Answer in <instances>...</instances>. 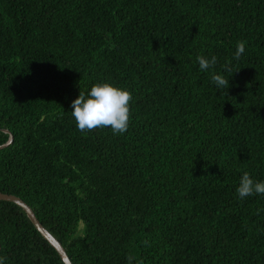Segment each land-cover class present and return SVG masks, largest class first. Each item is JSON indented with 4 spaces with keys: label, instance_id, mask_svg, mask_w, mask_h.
Segmentation results:
<instances>
[{
    "label": "trees",
    "instance_id": "16d2710c",
    "mask_svg": "<svg viewBox=\"0 0 264 264\" xmlns=\"http://www.w3.org/2000/svg\"><path fill=\"white\" fill-rule=\"evenodd\" d=\"M97 82L132 93L125 133L76 127ZM4 129L0 192L72 264H264V195L236 193L264 181V0H0ZM0 256L64 264L4 200Z\"/></svg>",
    "mask_w": 264,
    "mask_h": 264
},
{
    "label": "clouds",
    "instance_id": "9594fccd",
    "mask_svg": "<svg viewBox=\"0 0 264 264\" xmlns=\"http://www.w3.org/2000/svg\"><path fill=\"white\" fill-rule=\"evenodd\" d=\"M244 51L245 41H237L234 58L239 60ZM196 61L200 71L209 72L215 68L217 57L213 55L209 59L204 55H198ZM210 78L218 89L229 86V80L215 71L210 73ZM131 100L132 93L126 88L117 87L109 82H97L87 93L80 90L79 95L71 102V114L81 132L110 127L114 135L123 134L129 127ZM236 193L240 199L253 194L264 195V181H254L250 174L244 171ZM6 259L0 256V264H6ZM127 259L131 264L132 256L129 255Z\"/></svg>",
    "mask_w": 264,
    "mask_h": 264
},
{
    "label": "water",
    "instance_id": "95a60500",
    "mask_svg": "<svg viewBox=\"0 0 264 264\" xmlns=\"http://www.w3.org/2000/svg\"><path fill=\"white\" fill-rule=\"evenodd\" d=\"M4 133L8 134V139L4 144L0 145V149H3L10 145L13 140L12 134L9 133L8 130L4 129ZM0 200L12 202L19 206L22 211L25 213L29 221L32 223L34 228L38 231V233L41 235V237L47 241V243L56 251L58 254L59 258L64 264H72L69 257L67 256L64 248L61 246L59 241L49 232L47 231L43 225L39 222L37 217L35 216L34 212L32 209L27 205L21 198L12 195V194H7V193H1L0 192Z\"/></svg>",
    "mask_w": 264,
    "mask_h": 264
}]
</instances>
